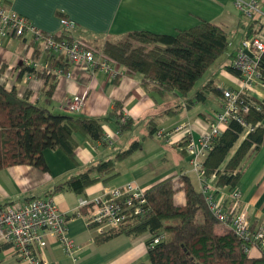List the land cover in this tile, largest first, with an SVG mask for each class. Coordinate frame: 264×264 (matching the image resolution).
I'll return each mask as SVG.
<instances>
[{
	"label": "crops",
	"instance_id": "obj_1",
	"mask_svg": "<svg viewBox=\"0 0 264 264\" xmlns=\"http://www.w3.org/2000/svg\"><path fill=\"white\" fill-rule=\"evenodd\" d=\"M0 10L25 18L45 35L65 37L98 52L108 41H119L129 33L149 32L161 36H175L178 32L192 29L202 22L221 27L229 35V40L233 34L241 36L237 45L233 46L230 42L229 49L197 84L189 99L176 92L160 96L154 90L155 85L146 88L142 77L128 75L114 65L111 67L120 73L116 79L99 70L89 72L80 64L69 66L64 62V70L71 74V78L68 80L65 76L55 75L47 82L42 77L45 64L42 56L41 70L37 71L41 76L36 78L28 73L21 76L25 61L38 59L36 52L41 46L32 44L30 38L5 41L0 49V72L5 71L3 82L8 90H16L21 97L30 94L33 104L42 106L55 115L85 120H109L104 124V133L115 136V144L110 147L93 145L76 135L78 149L74 160H70L62 152L45 153L48 174L32 167L1 171V209L14 203L44 200L38 193L45 189L47 183L51 187L57 182L65 183L96 162L115 159L119 152L128 149L135 141L144 140L143 150L118 164L117 171L120 176L117 179L108 185L100 183L91 187L82 196L67 192L51 197L61 214L68 218L73 217L81 200L91 201L98 198L106 188H123L133 183L148 191L169 179H182L190 172V163H187V139L191 137L197 143L203 139L215 115L221 112L224 105L222 97L210 96L205 104L196 102L191 110H187L185 108L188 101L209 84L219 92H240L244 88L241 78L228 71L241 43L246 39L247 25H243V13L239 11L235 0H0ZM261 18L254 16L251 19ZM63 20L73 23L74 29L70 31L63 28ZM74 97H86L82 112L76 115L61 112V107ZM250 97L264 103V90L257 87ZM117 105L121 108L120 112H124L132 122V127L122 133L120 138H116L117 122L111 118ZM177 108L182 112L175 115ZM151 127L155 128L156 133L149 138ZM135 133L143 137L132 136ZM244 141L245 139L239 141L230 159ZM112 151L115 152L114 156L111 155ZM172 152H177L181 159L180 164H177L181 168L180 174L176 173L175 166L168 161V154ZM242 172L239 186L243 194L242 208L248 210L253 230L264 228V146L247 157ZM52 191H49L45 199L50 198ZM218 199L222 201L223 197L219 195ZM184 204L185 197L178 205ZM221 227L223 231L218 232L216 229V233L227 234L228 229ZM68 233L78 246L84 248L85 253L74 262L65 255L59 244L52 241L41 252L43 264L148 263V235H122L104 245H93V234L83 218H75L69 222ZM7 251L0 254V264H20ZM253 257L261 258L258 252H253Z\"/></svg>",
	"mask_w": 264,
	"mask_h": 264
},
{
	"label": "trees",
	"instance_id": "obj_2",
	"mask_svg": "<svg viewBox=\"0 0 264 264\" xmlns=\"http://www.w3.org/2000/svg\"><path fill=\"white\" fill-rule=\"evenodd\" d=\"M251 20L253 24L245 40L260 37L263 33L262 18ZM55 37L59 41L67 39ZM86 47L102 55L108 63L126 74L142 77L146 88L155 85L154 90L160 96L176 92L189 99L197 84L229 49L230 40L221 27L202 22L175 36L133 32L119 41H108L100 52ZM39 54L40 50L36 52V57ZM52 67L64 68V60L53 59ZM228 71L237 77L241 76L233 69V65ZM259 71L264 77V55ZM4 72H0V172L17 167H32L48 174L45 153L62 152L70 160H74L78 149L76 135L93 145L107 146L102 140L104 124L109 120H85L55 115L48 109L33 104L30 94L21 97L16 90H8L3 82ZM25 73L36 78L41 76L39 72L29 69H24L21 76ZM42 77L45 79L44 75ZM51 79L46 80L48 82ZM223 93L209 84L188 101L185 109L191 110L196 102L205 104L210 96L224 98ZM240 100L244 102L240 114L229 122L228 130L213 141L212 150L203 163L207 179L216 178L217 190L228 188L232 191L239 188L245 160L264 146V103L247 97L246 94ZM120 109L117 105L111 116L117 126L121 120ZM181 112L177 108L174 113L176 115ZM131 127L132 122L129 120L120 128L121 133ZM247 129L248 136L230 159ZM155 133V128L151 127L148 137H154ZM143 147L144 140L135 141L128 149L119 152L115 159L96 162L82 174L56 186L47 199L67 192L82 196L87 189L100 183L108 185L120 176L118 164L142 151ZM180 183V190L176 189L174 179L148 190V217L135 228L130 227L129 231L97 238L96 245H104L122 235L139 237L149 234L147 264H264V257L248 256L251 246L231 231L218 235L216 229L221 225L209 210L202 192L186 177ZM179 192H183L185 197V204L181 206L175 203ZM155 239L159 240L158 245L154 244ZM9 249V245L0 244V254Z\"/></svg>",
	"mask_w": 264,
	"mask_h": 264
},
{
	"label": "built area",
	"instance_id": "obj_3",
	"mask_svg": "<svg viewBox=\"0 0 264 264\" xmlns=\"http://www.w3.org/2000/svg\"><path fill=\"white\" fill-rule=\"evenodd\" d=\"M235 1L243 15L250 19L261 16L263 20L264 15L259 9V2L262 0ZM62 26L70 31L75 27L66 20L62 21ZM27 38H30L35 46H41V49L38 59L25 61L24 68L41 70L43 56L45 79L55 75L65 76L68 80L71 78V74L64 68L52 67L53 59L58 58H62L69 66L80 64L89 72L99 70L112 79L120 75L102 55L92 52L85 45L69 39L59 41L55 36L45 35L34 28L25 18L0 10V49L9 39ZM243 48L245 51L236 57L233 63V69L241 75L243 91H224L223 108L215 115L207 135L198 143L189 137L186 142V152L192 171L197 175L206 204L219 224L251 246L248 256H253V252L258 250L260 256L264 257V228L256 230L251 228L248 210L242 208L243 194L240 188L232 191L228 188L217 190L216 178L207 179L203 170V163L212 150L213 141L222 136L229 128V122L240 114L244 105L240 98L245 94L250 97L257 87L264 90V77L259 71L264 55V22L262 35L245 41ZM86 101V97H74L61 107V112L79 114L84 109ZM119 115L121 120L116 138L121 137L122 125L129 122L124 112H120ZM114 137L105 132L102 143L109 147L113 146ZM219 195L223 197L222 201H219ZM82 211L85 213L83 214ZM149 212L146 191L132 183L123 188H106L102 196L91 201L81 200L76 214L86 219L88 229L93 234L91 244L94 245L97 238L129 231L130 227L135 228L148 217ZM71 221L72 219L61 214L53 199L14 203L0 210V244L9 245L10 249L7 253L20 264H43L41 252L54 241L60 245L69 259L76 262L85 250L69 236L68 224ZM154 244L158 245L159 240L155 239Z\"/></svg>",
	"mask_w": 264,
	"mask_h": 264
},
{
	"label": "rangeland",
	"instance_id": "obj_4",
	"mask_svg": "<svg viewBox=\"0 0 264 264\" xmlns=\"http://www.w3.org/2000/svg\"><path fill=\"white\" fill-rule=\"evenodd\" d=\"M251 0H249V2H250ZM259 9L261 10V12H262V14L264 15V0H262L261 2H259ZM256 17H258V16H255V18ZM242 18H243V25L245 26V25H247L246 27V34H247V32H248V30H249V28H250V26L253 24V21L251 20V19H249L248 17H245V15H243L242 16ZM263 22H264V18H263ZM255 37H253V38H251L250 40H252V39H254ZM240 40H241V36L240 35H235V34H233L232 36H230V42H231V44L234 46V45H237L239 42H240ZM245 41H247V40H244L242 43H241V46H240V50L238 51V53H237V55H236V57H238L241 53H243L245 50H244V48H243V44H244V42ZM225 133V132H224ZM248 133H249V129H247V131H246V134H245V136L242 138V139H246V137L248 136ZM133 135H135L136 137H138V138H140V137H143V136H139L140 134L139 133H135V134H132V136ZM144 135V134H143ZM129 136H131V135H129ZM148 144H150V143H148ZM148 144L146 145V146H148ZM150 146V145H149ZM109 150V149H108ZM114 154H115V152L114 151H112V156H114ZM168 161H170V163L173 165V166H175L174 167V169H175V171H176V173H179L180 174V169L181 168H179V166H177V164L179 165L180 164V162H181V159L179 158V155H178V153L177 152H172V153H169L168 154ZM187 163L189 164V161H187ZM156 167H158L157 165H155ZM159 168V167H158ZM165 168H170V167H165ZM186 169H188L187 167H185ZM158 171H160V168H159V170ZM189 173L187 174V176H186V178H188L189 180H190V182L192 183V185L198 190V191H200V186H199V184H198V179H197V175L194 173V172H192V169H191V167H190V164H189ZM178 174V175H179ZM174 179V178H173ZM178 180V181H177ZM180 180H181V178H175L174 179V182H175V185H176V189L177 190H180L181 188H182V185H181V183H180ZM62 183H64L63 181H61V182H57V184L56 185H59V184H62ZM48 184L49 183H47L46 184V187H45V189L43 190V191H41V192H39L38 193V195L42 198V199H45V197H46V195L49 193V191L51 190H53L54 189V187L56 186H48ZM143 189V188H142ZM145 190V189H144ZM146 192H147V190H145ZM71 194V193H70ZM183 198H184V193L183 192H179L178 194H177V196L175 197V203H176V205H178L179 204V202H183ZM78 214V213H77ZM77 214H75V215H73V217H71L70 219H75V218H80V217H78L77 216ZM225 228V227H224ZM217 231L218 232H221V231H223V228L221 227V226H219L218 228H217ZM145 235H148V238H150V236H149V234H145ZM144 236V235H143ZM256 252H258V250L256 251Z\"/></svg>",
	"mask_w": 264,
	"mask_h": 264
},
{
	"label": "water",
	"instance_id": "obj_5",
	"mask_svg": "<svg viewBox=\"0 0 264 264\" xmlns=\"http://www.w3.org/2000/svg\"><path fill=\"white\" fill-rule=\"evenodd\" d=\"M247 54H248V52H247ZM249 55H250V53H249Z\"/></svg>",
	"mask_w": 264,
	"mask_h": 264
}]
</instances>
